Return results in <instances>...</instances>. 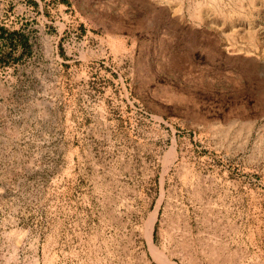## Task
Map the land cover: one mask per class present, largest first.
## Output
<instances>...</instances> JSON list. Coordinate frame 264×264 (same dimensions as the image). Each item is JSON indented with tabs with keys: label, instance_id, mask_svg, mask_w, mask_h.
<instances>
[{
	"label": "rangeland",
	"instance_id": "1",
	"mask_svg": "<svg viewBox=\"0 0 264 264\" xmlns=\"http://www.w3.org/2000/svg\"><path fill=\"white\" fill-rule=\"evenodd\" d=\"M0 27V264H264V0H0Z\"/></svg>",
	"mask_w": 264,
	"mask_h": 264
},
{
	"label": "flooded vegetation",
	"instance_id": "2",
	"mask_svg": "<svg viewBox=\"0 0 264 264\" xmlns=\"http://www.w3.org/2000/svg\"><path fill=\"white\" fill-rule=\"evenodd\" d=\"M3 28L0 27V30H2ZM6 36L5 33H0V39H2V37Z\"/></svg>",
	"mask_w": 264,
	"mask_h": 264
},
{
	"label": "trees",
	"instance_id": "3",
	"mask_svg": "<svg viewBox=\"0 0 264 264\" xmlns=\"http://www.w3.org/2000/svg\"><path fill=\"white\" fill-rule=\"evenodd\" d=\"M2 32V30H0V33ZM3 33V32H2Z\"/></svg>",
	"mask_w": 264,
	"mask_h": 264
},
{
	"label": "bare ground",
	"instance_id": "4",
	"mask_svg": "<svg viewBox=\"0 0 264 264\" xmlns=\"http://www.w3.org/2000/svg\"><path fill=\"white\" fill-rule=\"evenodd\" d=\"M15 7V6H14Z\"/></svg>",
	"mask_w": 264,
	"mask_h": 264
}]
</instances>
